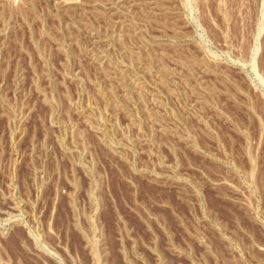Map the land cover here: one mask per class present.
<instances>
[{
  "label": "rangeland",
  "instance_id": "374dc122",
  "mask_svg": "<svg viewBox=\"0 0 264 264\" xmlns=\"http://www.w3.org/2000/svg\"><path fill=\"white\" fill-rule=\"evenodd\" d=\"M264 0H0V264H264Z\"/></svg>",
  "mask_w": 264,
  "mask_h": 264
},
{
  "label": "bare ground",
  "instance_id": "6f19581e",
  "mask_svg": "<svg viewBox=\"0 0 264 264\" xmlns=\"http://www.w3.org/2000/svg\"><path fill=\"white\" fill-rule=\"evenodd\" d=\"M264 180V179H263Z\"/></svg>",
  "mask_w": 264,
  "mask_h": 264
}]
</instances>
